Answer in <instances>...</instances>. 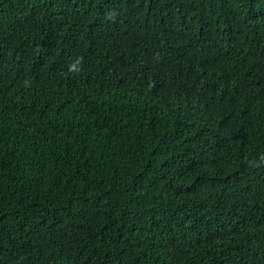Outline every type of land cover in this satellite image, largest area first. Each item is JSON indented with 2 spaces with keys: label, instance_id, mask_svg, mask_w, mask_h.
Returning a JSON list of instances; mask_svg holds the SVG:
<instances>
[{
  "label": "trees",
  "instance_id": "16d2710c",
  "mask_svg": "<svg viewBox=\"0 0 264 264\" xmlns=\"http://www.w3.org/2000/svg\"><path fill=\"white\" fill-rule=\"evenodd\" d=\"M0 264H264V0H0Z\"/></svg>",
  "mask_w": 264,
  "mask_h": 264
}]
</instances>
